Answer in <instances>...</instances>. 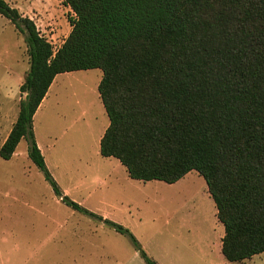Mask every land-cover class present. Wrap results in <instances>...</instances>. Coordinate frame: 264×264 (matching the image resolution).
<instances>
[{"label":"trees","instance_id":"1","mask_svg":"<svg viewBox=\"0 0 264 264\" xmlns=\"http://www.w3.org/2000/svg\"><path fill=\"white\" fill-rule=\"evenodd\" d=\"M71 30L54 51L35 24L0 0L24 37L29 70L16 121L0 147L22 139L54 193L32 119L57 75L99 69L109 119L99 154L131 179L173 184L191 171L206 182L224 227L221 253L241 262L264 253V0H63ZM119 233L120 225L104 220ZM146 264H157L143 251Z\"/></svg>","mask_w":264,"mask_h":264},{"label":"rangeland","instance_id":"2","mask_svg":"<svg viewBox=\"0 0 264 264\" xmlns=\"http://www.w3.org/2000/svg\"><path fill=\"white\" fill-rule=\"evenodd\" d=\"M33 21L54 51L70 33L73 13L63 0H3ZM24 37L0 15V147L25 99L29 70ZM99 69L60 74L33 120L56 195L28 156L22 139L0 158V264H264V253L228 262L224 227L202 176L191 171L173 184L131 179L115 158L99 154L109 125L98 94ZM104 220L120 225L119 233Z\"/></svg>","mask_w":264,"mask_h":264},{"label":"crops","instance_id":"3","mask_svg":"<svg viewBox=\"0 0 264 264\" xmlns=\"http://www.w3.org/2000/svg\"><path fill=\"white\" fill-rule=\"evenodd\" d=\"M58 76H59V75H57V76L54 78V80H53L51 86L49 87V89H48V91H47V93H46L44 99L42 100L40 106L38 107L36 113H35L34 116H33V119H32V130H33V120H34V117L36 116V114H37V112L39 111V109H40V108L44 105V103L47 101V99H48V97H49V95H50V91H51V89H52V87H53V85H54V83H55V81H56V79H57ZM10 130H11V129H10ZM9 132H10V131H9ZM8 134H9V133H8ZM33 134H34V132H33ZM7 136H8V135H7ZM7 136L4 138L3 142L1 143V145L4 143V141H5V139L7 138ZM101 137H102V136H101ZM34 139H35V142H36V145H37L38 149L40 150V152H41V154H42V156H43V158H44L45 165L47 166V161H46V159H45V155H44V149L47 150V151H49L50 148H49V147H47V149L44 148V147L39 143V141L36 139L35 134H34ZM100 139H101V138H100ZM220 240H221V242H222V239H220ZM221 244H222V243H221Z\"/></svg>","mask_w":264,"mask_h":264}]
</instances>
